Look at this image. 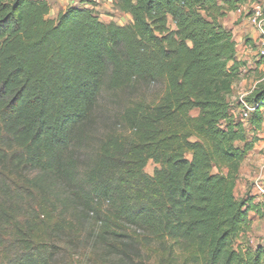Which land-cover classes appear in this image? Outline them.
Returning <instances> with one entry per match:
<instances>
[{
	"label": "trees",
	"instance_id": "16d2710c",
	"mask_svg": "<svg viewBox=\"0 0 264 264\" xmlns=\"http://www.w3.org/2000/svg\"><path fill=\"white\" fill-rule=\"evenodd\" d=\"M246 1L0 0V264H264V194L235 195L264 75L248 136L222 23Z\"/></svg>",
	"mask_w": 264,
	"mask_h": 264
},
{
	"label": "rangeland",
	"instance_id": "374dc122",
	"mask_svg": "<svg viewBox=\"0 0 264 264\" xmlns=\"http://www.w3.org/2000/svg\"><path fill=\"white\" fill-rule=\"evenodd\" d=\"M95 3L98 4L97 2ZM99 4L100 8L97 11L103 21H114L118 24H127L131 22L127 15L115 11L111 12L107 0H101ZM257 4L263 5L262 0H247L241 10L229 13L227 17L222 19V23L227 28L232 29L233 34L235 29L234 38L237 43V58L240 60V73L233 84V91L229 95V103L233 112L237 114L238 117L243 107L242 100L245 101V97L254 89L264 75V60L257 55L261 45L259 31L250 21V16ZM50 15L51 17L57 16L55 13ZM243 18L247 21L245 22ZM244 26H248L255 30L257 34L256 40L249 37L250 33L248 29H243ZM250 42H252V44H250ZM246 45H248V49L252 50V57L247 55L245 59ZM103 110V108H99V113L103 112ZM197 113L198 110L192 112L193 115ZM244 123L246 124L248 136H252L253 131L251 130L250 123L245 120ZM158 166L159 165L153 160H149L145 167V172L149 175H153L154 170ZM247 194H257L259 198L264 194V124L262 132L260 133V140L256 143L254 149L248 154L241 166L235 189V195L238 199L245 198ZM251 215L253 216L252 239L255 243L264 244V215L259 216L254 212H252Z\"/></svg>",
	"mask_w": 264,
	"mask_h": 264
},
{
	"label": "built area",
	"instance_id": "2783aa9c",
	"mask_svg": "<svg viewBox=\"0 0 264 264\" xmlns=\"http://www.w3.org/2000/svg\"><path fill=\"white\" fill-rule=\"evenodd\" d=\"M262 4L263 5L257 4L250 16L251 23L255 25L259 31V37L261 41V45L257 53L259 58H264V0H262ZM242 106L243 107L239 112V119L242 121H247L250 117V113L254 111L255 107L247 104L244 100H242Z\"/></svg>",
	"mask_w": 264,
	"mask_h": 264
},
{
	"label": "crops",
	"instance_id": "0c3cea01",
	"mask_svg": "<svg viewBox=\"0 0 264 264\" xmlns=\"http://www.w3.org/2000/svg\"><path fill=\"white\" fill-rule=\"evenodd\" d=\"M78 1L79 0H49V2L51 4V12H50V14L53 15L55 13L57 15L59 12L65 10L69 5L76 4ZM94 1L98 3V4H96L95 8L97 10H99V8H100V4L99 3H100L101 0H94ZM107 3H108V6H109L111 12H114L112 0H107ZM124 15H127V17L130 20H132L130 15H128V14H124ZM243 20L245 22L247 21V20H245V18H243ZM243 29L244 30L248 29V31L250 33L249 37L253 38L254 40H256L257 34H256L254 29H251L248 26H244ZM234 34H235V29H234ZM250 44H252V42H250ZM247 47H248V45L245 46V59L247 58V55H250V57H252L251 56L252 55V50L248 49ZM259 137H260V134H259Z\"/></svg>",
	"mask_w": 264,
	"mask_h": 264
}]
</instances>
